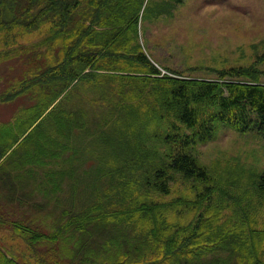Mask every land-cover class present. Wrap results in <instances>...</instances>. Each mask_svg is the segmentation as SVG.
<instances>
[{"label": "trees", "instance_id": "trees-1", "mask_svg": "<svg viewBox=\"0 0 264 264\" xmlns=\"http://www.w3.org/2000/svg\"><path fill=\"white\" fill-rule=\"evenodd\" d=\"M146 2L0 0V62L27 67L17 83L4 79L0 105L28 97L31 104L22 109L32 110L18 134L13 120L21 109L0 122V229L24 240L37 264H264L261 229L247 230L237 222L213 230L202 222L205 207L185 224L180 219L190 211L187 193L169 201L153 197L169 195L175 176L211 188L212 178L194 150L211 141L218 126L252 132L264 141L260 72L251 64L217 71L215 79L162 74L139 43ZM44 26L48 36L17 46L24 34L39 33ZM43 47L50 51L48 62L39 57L48 52ZM85 83L106 90L99 102H84L91 110L88 118L78 106L70 108L69 100L56 109L73 92H67L72 85ZM40 94L45 95L42 105H33ZM130 96L140 104L151 96L163 128L150 148L153 162L137 167L140 178L125 181L126 163H107L105 149L125 137L119 119L128 123L126 113H140L138 107L129 109V101L136 105ZM105 110L109 114L101 124L94 114ZM77 131L86 134L82 143L93 148L89 156L81 153ZM87 156L92 166L78 172ZM256 186L264 196V172ZM130 191L133 196L126 199ZM194 198L204 201L200 193ZM0 264L29 262L9 257L0 243Z\"/></svg>", "mask_w": 264, "mask_h": 264}, {"label": "rangeland", "instance_id": "rangeland-1", "mask_svg": "<svg viewBox=\"0 0 264 264\" xmlns=\"http://www.w3.org/2000/svg\"><path fill=\"white\" fill-rule=\"evenodd\" d=\"M47 27H42L39 33L24 34L18 39L17 46H31L40 37L45 38L48 36ZM139 43L161 73L173 78L184 75L194 79H215L217 71L254 64L260 72L259 79L264 83V0H147L139 25ZM42 50L48 52H40L39 57L44 56L48 62L49 57L52 58L50 51L46 47ZM35 61L39 62L37 58ZM25 67L26 63L19 61L7 59L0 62V93L5 88L4 79L11 85L17 83L27 73ZM140 88L145 92L144 86ZM68 91L73 92L61 103L57 101L56 109L60 110V105L69 100L68 106H78L84 119L91 112L84 108L86 99L90 100L89 104L97 103L106 92L102 87H92L86 83L76 87L72 85ZM130 97L136 105L129 101V109L138 107L140 113H126L128 123L119 119V127L124 128L118 130H123L125 137L119 140L118 146H112L110 142L106 145L108 162L104 161L117 166L125 162L126 169L130 170L125 175V181L140 178L141 172L137 167L143 165L141 163L149 165L153 162L150 148L155 145L156 133L163 128V120L151 109V96L144 104ZM26 98L20 97L13 103L0 105V122L10 120L21 109L13 120L14 134L19 133L23 121L31 116L32 110L22 109L31 104ZM44 98L43 94L36 96L33 105H42ZM109 102L110 98H107L105 104ZM108 114V110H105L103 114L94 115L102 124ZM47 123L44 122L43 127ZM86 126L91 133L94 131L88 123ZM105 127L101 126L102 132L106 130ZM129 133L132 136L128 137ZM85 135L77 131L74 138L77 137L81 153L89 156L91 153L88 152L93 148L82 143ZM194 151L197 160L212 178L211 188L206 191L201 182L185 181L175 176L169 195L163 197L154 193V199L169 201L184 197V193H187L191 202L185 207L190 211L184 210L180 219L185 224L205 207L202 222L212 224L213 230L222 226L230 228L239 222L247 230L258 228L264 231V196L259 195L261 193L256 186L259 175L264 172L263 139L255 133H241L231 126L222 125L217 127L211 141L197 144ZM88 156L81 158L78 172L84 165L92 166L93 162ZM196 193L203 196V202L194 198ZM131 196L132 191L125 198ZM192 204H195L194 208ZM49 206L45 211L53 207L51 204ZM210 213L217 214L213 221L205 218ZM243 213L245 222L241 221ZM0 243L9 257L22 263L37 264L26 242L11 230L0 229Z\"/></svg>", "mask_w": 264, "mask_h": 264}]
</instances>
